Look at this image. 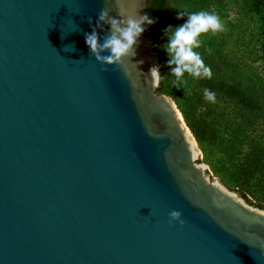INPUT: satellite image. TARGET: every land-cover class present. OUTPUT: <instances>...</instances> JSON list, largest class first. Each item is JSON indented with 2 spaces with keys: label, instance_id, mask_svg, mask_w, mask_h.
Here are the masks:
<instances>
[{
  "label": "water",
  "instance_id": "water-1",
  "mask_svg": "<svg viewBox=\"0 0 264 264\" xmlns=\"http://www.w3.org/2000/svg\"><path fill=\"white\" fill-rule=\"evenodd\" d=\"M105 7L117 16L115 0H0V264H264V209L199 161L151 83L148 26L124 67L91 54Z\"/></svg>",
  "mask_w": 264,
  "mask_h": 264
},
{
  "label": "rangeland",
  "instance_id": "rangeland-1",
  "mask_svg": "<svg viewBox=\"0 0 264 264\" xmlns=\"http://www.w3.org/2000/svg\"><path fill=\"white\" fill-rule=\"evenodd\" d=\"M201 10L217 14L226 27L224 32L210 31L202 35V45L196 49L203 60L213 65L214 68L210 67L213 76L224 82L238 83L264 98V0H170V26L175 28L182 25L188 14ZM180 15L182 18H178ZM181 88L184 95L178 98V102H194V87L181 85ZM182 106L183 104L180 105ZM216 110L218 113L228 114L235 121L239 120L231 112V108L222 102L216 104ZM253 121L252 128L246 132V139L240 142L223 135L222 131L219 144L207 139L196 140L200 149L199 161L207 166L206 169L213 178L222 182L227 177L232 181L239 178L240 165L236 162L240 156L249 152L248 138L260 135L264 130L263 118ZM223 122L220 117L219 128ZM233 146L239 154L234 151ZM251 190L255 196L264 200V183L259 182L257 187L253 184Z\"/></svg>",
  "mask_w": 264,
  "mask_h": 264
},
{
  "label": "trees",
  "instance_id": "trees-1",
  "mask_svg": "<svg viewBox=\"0 0 264 264\" xmlns=\"http://www.w3.org/2000/svg\"><path fill=\"white\" fill-rule=\"evenodd\" d=\"M169 1L145 0L144 6V14L149 15L155 21L154 24L147 26L156 62L160 66L162 75L157 91L171 96L196 140L207 139L219 144L223 135L238 142L246 139V132L252 128L253 120L263 118L264 121V98H260L247 87H242L238 83L224 82L213 74L211 79H193L185 73L187 85L194 87V102L181 103L183 106L180 107L178 98L182 97L184 92L181 86L176 88L171 83L174 77L171 75V68L167 63L169 57L163 47L167 43L166 29L171 27L169 23ZM204 63L206 66L214 68L207 60H204ZM205 88L216 94L215 103L205 99ZM221 102L231 108V112L239 118L238 121L229 118L228 114L217 112L216 104ZM220 117L224 121L221 128H219ZM221 131L223 135H221ZM248 146L249 152L243 157L240 156L236 162L240 165L238 168L239 178L232 181L227 177L223 182L252 205L264 209V200L255 196L251 190L253 184L257 187L259 182L264 183V130H262V134L248 138ZM233 149L237 152L234 146Z\"/></svg>",
  "mask_w": 264,
  "mask_h": 264
},
{
  "label": "clouds",
  "instance_id": "clouds-1",
  "mask_svg": "<svg viewBox=\"0 0 264 264\" xmlns=\"http://www.w3.org/2000/svg\"><path fill=\"white\" fill-rule=\"evenodd\" d=\"M118 8L117 16L110 15L113 11L111 7L101 9L97 23L108 24L109 31L101 41L99 34L93 29L90 33H85V42L91 54L102 65H115L124 67L127 61L136 55V46L139 37L145 31V25L155 23L149 15H126L124 13L125 0H115ZM119 17V18H118ZM182 16L180 15V17ZM89 23H92L89 18ZM226 30L220 17L215 13L201 10L188 14L186 22L182 25L166 29L167 43L163 46L169 57L168 65L171 68V81L174 87L180 88L187 85L185 73L193 79H211L212 71L206 66L200 53L196 51L202 45L200 37L209 33H220ZM107 50V55H101ZM64 51H75L74 45H66ZM107 71V68L103 69ZM151 83L159 86L162 75L158 65H154L149 70ZM206 100L215 103L216 94L209 89H204ZM182 213L173 210L169 213V223L179 222L181 226L185 221L181 219Z\"/></svg>",
  "mask_w": 264,
  "mask_h": 264
}]
</instances>
